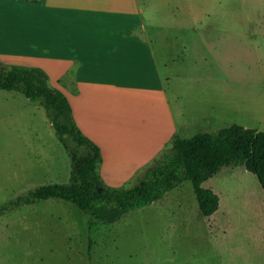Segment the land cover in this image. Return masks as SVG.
<instances>
[{
	"label": "rangeland",
	"instance_id": "obj_1",
	"mask_svg": "<svg viewBox=\"0 0 264 264\" xmlns=\"http://www.w3.org/2000/svg\"><path fill=\"white\" fill-rule=\"evenodd\" d=\"M138 1L160 40L185 46L173 49L169 70L162 58L159 64L171 108L183 110L187 122L179 136L230 125L264 133V0ZM22 18L21 8L0 2L3 69L15 65L10 42L22 34ZM204 25L212 31H198ZM25 57L21 67L43 62L38 48ZM78 152L86 156L83 148ZM70 172L68 152L39 101L0 91V208L36 187L67 183ZM133 177L122 186H133ZM202 187L219 200L206 218L198 216L190 182L112 224L91 226L62 200L13 208L0 216V264H264V194L256 179L242 167H227Z\"/></svg>",
	"mask_w": 264,
	"mask_h": 264
},
{
	"label": "crops",
	"instance_id": "obj_2",
	"mask_svg": "<svg viewBox=\"0 0 264 264\" xmlns=\"http://www.w3.org/2000/svg\"><path fill=\"white\" fill-rule=\"evenodd\" d=\"M0 2L23 12L17 22L22 34L10 42L16 55L9 60L20 66L25 54L39 49L40 69L66 97L79 131L99 148V175L108 187L129 181L187 128L183 110L178 114L171 108L159 65L162 58L169 70L173 49L185 46L160 40L138 0ZM207 26L198 31L210 33L213 27ZM20 46L25 54L18 55ZM123 157L130 161L116 166L114 161Z\"/></svg>",
	"mask_w": 264,
	"mask_h": 264
},
{
	"label": "trees",
	"instance_id": "obj_3",
	"mask_svg": "<svg viewBox=\"0 0 264 264\" xmlns=\"http://www.w3.org/2000/svg\"><path fill=\"white\" fill-rule=\"evenodd\" d=\"M38 4L40 0H21ZM0 91L20 93L39 101L58 142L68 152L71 172L67 183L36 187L8 206L3 213L45 200L70 203L89 218V225L112 224L130 212L159 201L169 191L190 182L198 216L206 218L219 206L218 197L202 184L223 168L242 167L259 184L264 194V133L230 125L215 134L196 133L190 138L173 136L140 173L133 186L108 187L99 175V148L79 131L66 97L50 86L44 71L37 67H0ZM75 145L70 149L68 143ZM86 150L80 157L78 149Z\"/></svg>",
	"mask_w": 264,
	"mask_h": 264
},
{
	"label": "bare ground",
	"instance_id": "obj_4",
	"mask_svg": "<svg viewBox=\"0 0 264 264\" xmlns=\"http://www.w3.org/2000/svg\"><path fill=\"white\" fill-rule=\"evenodd\" d=\"M130 161V159H129ZM127 159H125L124 157L123 158H117L115 161H114V164L116 166H120V165H123L124 163L126 162H129ZM114 168V167H113Z\"/></svg>",
	"mask_w": 264,
	"mask_h": 264
}]
</instances>
